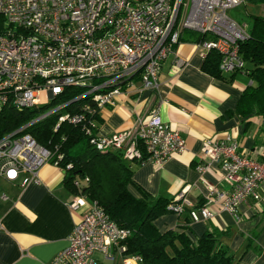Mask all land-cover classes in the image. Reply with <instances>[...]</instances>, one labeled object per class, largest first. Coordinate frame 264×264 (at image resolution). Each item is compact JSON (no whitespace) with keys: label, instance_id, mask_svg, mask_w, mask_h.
<instances>
[{"label":"built area","instance_id":"2783aa9c","mask_svg":"<svg viewBox=\"0 0 264 264\" xmlns=\"http://www.w3.org/2000/svg\"><path fill=\"white\" fill-rule=\"evenodd\" d=\"M246 0H0L5 29L0 32V110L41 106L39 93L48 96L45 113L0 138V179L14 182L20 175L39 183V171L51 163L52 153L26 130L56 116L62 122L82 125L89 144L99 152L119 153L125 161L162 165L186 150L182 135L168 127L154 111L136 119L133 128L102 135L94 121H86L90 105L100 112L112 107L120 94L157 92L161 64L180 35L188 30L210 36L197 43L205 56H220L219 70L231 74L242 68L239 43L248 37L244 24L228 11ZM80 93L71 100L67 89ZM85 100L79 112L72 102ZM85 112V113H84ZM233 132L202 142L196 171L203 175L217 167L224 185H205L204 203L195 208L183 193L169 208L179 214L189 209L192 223L210 219L212 207L237 217L240 205L264 201V161L239 153ZM145 156V158L143 157ZM61 156H58L60 159ZM69 168V167H68ZM68 203L80 217L67 238V246L45 264H97L94 253L121 264H139V256L123 254L129 231L121 229L98 205L80 191ZM0 199L7 201L5 194ZM2 227L0 225V231Z\"/></svg>","mask_w":264,"mask_h":264},{"label":"crops","instance_id":"0c3cea01","mask_svg":"<svg viewBox=\"0 0 264 264\" xmlns=\"http://www.w3.org/2000/svg\"><path fill=\"white\" fill-rule=\"evenodd\" d=\"M204 56L197 43L181 41L163 60L157 92L120 94L112 107L100 110V133L110 135L134 127L136 119L156 111L172 130L186 141V150L172 155L162 165L127 161L133 181L153 197L174 199L183 193L197 207L206 193L205 185H224L217 167L200 175L196 171L203 141L221 139L233 132L239 153L264 161V114L240 116L237 104L252 85L244 71L227 80L217 79L202 70ZM2 180V179H1ZM64 172L46 164L39 171V183L20 175L14 182L4 181L0 199V264H45L67 246V238L80 213L68 206L73 193L63 186ZM139 197L138 192L129 187ZM213 216L191 223L185 233L196 240L207 230L228 231L224 244L237 264H264V201L240 205L237 217L211 208ZM184 215L167 214L154 225L160 232L183 231ZM254 235V238H253ZM252 246L248 249V242ZM256 248V249H254ZM259 251H258V250ZM97 264H121L118 253L113 259L94 253Z\"/></svg>","mask_w":264,"mask_h":264},{"label":"trees","instance_id":"16d2710c","mask_svg":"<svg viewBox=\"0 0 264 264\" xmlns=\"http://www.w3.org/2000/svg\"><path fill=\"white\" fill-rule=\"evenodd\" d=\"M244 7L248 9L251 26L248 37L238 46L243 66L229 76L231 79L244 71L252 80V85L242 93L237 104L236 110L241 117L251 113L264 114V14L258 13L260 8H264V0H246ZM3 29L5 22L0 16V32ZM209 39L207 34L185 30L179 40L200 43ZM219 63V54L211 50L204 56L201 68L214 78L227 80L219 70ZM66 91L68 96L61 100L74 99L80 93L76 88ZM84 103L83 99L72 102L69 109L79 112ZM53 104L19 111L11 104L5 105L0 110V138L36 119ZM89 109L86 121H94L99 129L102 126L99 110L94 105H90ZM56 124L57 119L53 115L32 124L26 133L52 153L51 163L56 162L57 167L63 170V186L67 191L78 194L74 186V182L78 181L82 185L80 192L88 200L96 201L119 228L129 231L128 237L121 242L125 247L124 255L139 256V264H237L233 253L223 242L228 231L214 228L205 231L196 240L185 233L184 230L192 223L188 208H183L178 214L184 215L180 226L183 231L160 232L154 221L161 216L175 214L169 207L179 201L153 197L144 191L133 181V171L127 161L119 153L95 150L89 144L82 125L62 122L55 129ZM58 156L61 158L58 159ZM139 162L143 163V160ZM129 187L134 188L139 197H135ZM203 203L202 198L196 208ZM251 246L249 241L246 248Z\"/></svg>","mask_w":264,"mask_h":264},{"label":"rangeland","instance_id":"374dc122","mask_svg":"<svg viewBox=\"0 0 264 264\" xmlns=\"http://www.w3.org/2000/svg\"><path fill=\"white\" fill-rule=\"evenodd\" d=\"M247 11H248V9L245 8L244 5H242V6H239L237 8L229 10L228 15L231 18L235 19L238 23L244 24L248 30L251 26V19L247 15ZM258 13L264 14V8H260ZM39 100H40L41 106H46V104L48 102V96H47L45 91H41L39 93ZM260 138H261V140H264V134H262V136ZM4 186H5V184H4L3 180L0 179V192H2L1 190Z\"/></svg>","mask_w":264,"mask_h":264}]
</instances>
